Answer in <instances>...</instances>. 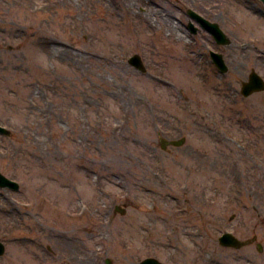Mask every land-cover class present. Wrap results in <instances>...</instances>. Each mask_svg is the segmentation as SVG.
Returning a JSON list of instances; mask_svg holds the SVG:
<instances>
[{"label":"rangeland","instance_id":"rangeland-1","mask_svg":"<svg viewBox=\"0 0 264 264\" xmlns=\"http://www.w3.org/2000/svg\"><path fill=\"white\" fill-rule=\"evenodd\" d=\"M181 1L0 0V264H264L218 241L264 246V4ZM203 6L230 45L185 33Z\"/></svg>","mask_w":264,"mask_h":264},{"label":"water","instance_id":"water-1","mask_svg":"<svg viewBox=\"0 0 264 264\" xmlns=\"http://www.w3.org/2000/svg\"><path fill=\"white\" fill-rule=\"evenodd\" d=\"M262 1L264 3V0ZM191 14L193 16H197L195 12H191ZM201 20H203L204 26L210 30V32L214 35L216 41L219 44L229 45L231 43V40L229 39V37L221 30L220 26L217 23H209L203 18H201ZM194 31L196 32L197 29H194ZM211 56H212L213 62L219 67L221 72L226 73L229 70V67L225 63V60L222 54L217 53V52H212ZM129 62L131 63V65H133L135 68H137L141 72L143 73L147 72V68L145 67L140 55L136 54L132 56ZM261 91H264V79L257 72L254 71L251 73L249 81L243 83L242 93L244 96L248 97L256 92H261ZM0 134L5 135L7 137H10L12 135L10 130H8L6 127L1 126V125H0ZM185 142H186L185 138L171 140V141L161 139V144H162L163 149H166L167 146L180 147L184 145ZM0 187L10 188L14 191L20 190V185L17 181L7 178L1 172H0ZM126 210H127L126 208H122L121 206L116 207V212H119L120 214H125ZM254 241H256V237L251 240H241L230 232L224 233L219 239V242L222 246L232 247L236 249H241L244 246H247ZM257 247L260 252L264 251V247L261 243H258ZM5 253H6V246L0 239V258L3 257ZM106 262L108 264H111L110 259H107ZM139 264H164V263L158 260L157 258H147L141 261Z\"/></svg>","mask_w":264,"mask_h":264},{"label":"flooded vegetation","instance_id":"flooded-vegetation-1","mask_svg":"<svg viewBox=\"0 0 264 264\" xmlns=\"http://www.w3.org/2000/svg\"><path fill=\"white\" fill-rule=\"evenodd\" d=\"M181 1V0H180ZM182 2V4L184 3L183 1H181ZM190 9H193V8H190ZM193 10H195V9H193ZM198 14H200L201 16H203L204 18H206L207 20H209V21H211V22H217V23H221V21H220V19H216V17L215 16H218V15H216L215 13H213V12H211V11H209V9H208V7H202V9H200V10H195ZM180 13L181 14H186V17L188 18L187 19V23H183L182 22V26H183V28L185 29V33H187L188 35H191V36H193V38H196V37H199V38H201V37H205L206 35H209V36H211L204 28H200L199 29V31L196 33V34H193L192 32H191V27H190V21H193L196 25H198L199 27H200V24H199V22H198V20L196 19V18H191V16L189 15V9H187L185 12H184V10H180ZM218 18H219V16H218ZM212 37V36H211ZM213 38V37H212ZM213 41H214V44L216 45V46H218V47H221V46H219L217 43H216V41L214 40V38H213Z\"/></svg>","mask_w":264,"mask_h":264},{"label":"bare ground","instance_id":"bare-ground-1","mask_svg":"<svg viewBox=\"0 0 264 264\" xmlns=\"http://www.w3.org/2000/svg\"><path fill=\"white\" fill-rule=\"evenodd\" d=\"M110 6L112 7V4L105 5L106 11H112ZM152 12L157 14V9L156 8L152 9ZM49 50H50V53L52 52L53 55H58L61 52L64 55H69L73 53V51L71 49H68L67 45L61 41L51 42V44L49 45Z\"/></svg>","mask_w":264,"mask_h":264}]
</instances>
